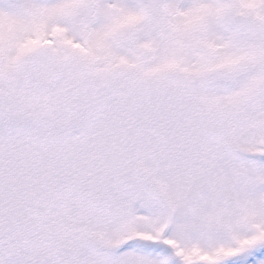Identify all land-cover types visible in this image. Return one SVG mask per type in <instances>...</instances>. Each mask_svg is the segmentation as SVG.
I'll list each match as a JSON object with an SVG mask.
<instances>
[{"label":"snow or ice","instance_id":"1","mask_svg":"<svg viewBox=\"0 0 264 264\" xmlns=\"http://www.w3.org/2000/svg\"><path fill=\"white\" fill-rule=\"evenodd\" d=\"M0 264H264V0H0Z\"/></svg>","mask_w":264,"mask_h":264}]
</instances>
